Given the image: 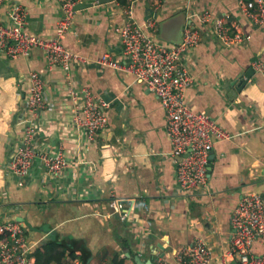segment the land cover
Returning <instances> with one entry per match:
<instances>
[{"label":"crops","instance_id":"1","mask_svg":"<svg viewBox=\"0 0 264 264\" xmlns=\"http://www.w3.org/2000/svg\"><path fill=\"white\" fill-rule=\"evenodd\" d=\"M90 1L92 6L76 10L63 39L66 47L89 60L72 64L70 74L58 65L49 68L39 47L18 58L0 52V219L21 222L33 248L55 234L74 238L90 250L89 264H114L117 253L123 264H136L134 254L153 264L159 257L176 264L173 251L197 236L206 239L216 258L229 247L234 232L230 213L237 200L249 191L264 194V72L253 67L258 59L264 64V25L255 26L241 15L238 0H165L158 37L171 36L189 20L201 27L196 16L201 10L228 14L248 35L240 44L224 47L206 34L185 58L193 76L185 92L187 105L205 110L230 137L212 147L206 188L183 193L175 180L158 96L133 75L96 61L105 52L121 58L115 28L122 11L110 0ZM10 2L27 8L30 31L54 34L60 15L57 0H5L2 20H7ZM146 6L147 0L138 1L140 21ZM251 69L250 78L240 85ZM30 71L43 75L51 102L39 113V140L50 150L62 145L69 166L64 177L52 179L36 159L25 184L19 185L8 160L22 135ZM70 86H88L110 102L108 126L91 140L73 125ZM114 198L132 202L125 221L113 212ZM254 249L261 253L264 245L257 242ZM229 263L237 264L234 258Z\"/></svg>","mask_w":264,"mask_h":264},{"label":"built area","instance_id":"2","mask_svg":"<svg viewBox=\"0 0 264 264\" xmlns=\"http://www.w3.org/2000/svg\"><path fill=\"white\" fill-rule=\"evenodd\" d=\"M5 0H0V7ZM60 15L51 37L33 33L28 29L27 8L10 2L7 20L0 16V52L9 58L27 56L33 48H40L49 68L61 66L70 74L72 64L85 65V55L66 47L63 39L73 25L76 4L90 0H57ZM139 0H110L122 11V22L115 28L121 45V58L114 59L108 52L97 58L100 65L115 68L135 77L154 92L165 112V132L171 144V156L175 161V180L183 193L206 188L209 183V155L214 143L230 137L229 132L205 110L190 108L185 92L193 83L185 58L203 41L206 34L218 39L224 47L240 44L248 35L228 14L218 15L211 10L196 12L201 27L189 20L183 27L182 41L172 43L157 36L159 14L165 8V0H147L145 16L140 21L136 15ZM241 15L255 26L264 25V0H238ZM256 70L264 72L261 60L253 61ZM30 85L26 94V118L22 135L13 148L8 168L18 177V184H25L36 159L53 179L66 174L69 162L62 145L56 150L42 146L39 135V113L51 102L45 94L43 75L29 73ZM75 101L72 105V121L85 140L93 139L108 126L110 102L88 86L68 88ZM82 147V146H81ZM113 212L121 221L132 213V202L121 198L112 200ZM234 232L225 253L213 258L211 248L202 236L189 244H180L173 251L176 264H264V250L255 251V243L264 245V194L249 191L236 202L230 213ZM33 244L28 239L24 225L14 218L0 219V264H35L31 255ZM61 264H81L79 258L67 256ZM156 264H169L160 257Z\"/></svg>","mask_w":264,"mask_h":264},{"label":"trees","instance_id":"3","mask_svg":"<svg viewBox=\"0 0 264 264\" xmlns=\"http://www.w3.org/2000/svg\"><path fill=\"white\" fill-rule=\"evenodd\" d=\"M128 245V241L124 245ZM79 251V253H77ZM31 255L35 264H61L67 256L79 258L81 264H89L91 252L79 241L70 236L60 237L58 234L48 237L42 244L35 246ZM124 257H118V253L112 258L114 264H123Z\"/></svg>","mask_w":264,"mask_h":264},{"label":"water","instance_id":"4","mask_svg":"<svg viewBox=\"0 0 264 264\" xmlns=\"http://www.w3.org/2000/svg\"><path fill=\"white\" fill-rule=\"evenodd\" d=\"M105 1H109V0H97L98 3H103ZM92 5H93V3L91 1H89V2L88 1L87 2H81V3H77L75 8H76V10L77 9H83V8L90 7ZM185 24L186 23L179 24V26H177V28L175 29L174 33L171 36L159 35V37L161 39H163V40H166V41H169V42H172V43H175V44L176 43H180L182 41V31H183V27H184ZM160 31L161 32L163 31L162 27L160 28ZM251 71H252V69L247 72L246 78H243L242 80L239 81L240 85H244L245 82L250 78ZM210 153H212V151H210ZM128 251L129 250L126 249L127 253H128ZM133 259H134L136 264H153L152 259L142 260L138 254H134L133 255Z\"/></svg>","mask_w":264,"mask_h":264}]
</instances>
